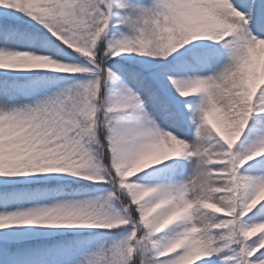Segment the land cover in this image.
<instances>
[{"label":"snow or ice","instance_id":"snow-or-ice-1","mask_svg":"<svg viewBox=\"0 0 264 264\" xmlns=\"http://www.w3.org/2000/svg\"><path fill=\"white\" fill-rule=\"evenodd\" d=\"M0 264H264V0H0Z\"/></svg>","mask_w":264,"mask_h":264}]
</instances>
